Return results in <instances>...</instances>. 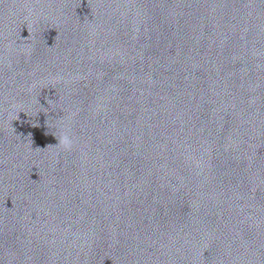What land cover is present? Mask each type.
Returning a JSON list of instances; mask_svg holds the SVG:
<instances>
[{
  "label": "water",
  "instance_id": "obj_1",
  "mask_svg": "<svg viewBox=\"0 0 264 264\" xmlns=\"http://www.w3.org/2000/svg\"><path fill=\"white\" fill-rule=\"evenodd\" d=\"M0 264H264V0H0Z\"/></svg>",
  "mask_w": 264,
  "mask_h": 264
}]
</instances>
